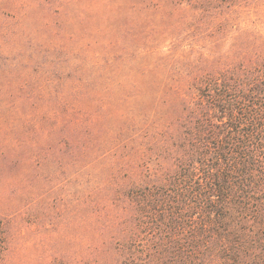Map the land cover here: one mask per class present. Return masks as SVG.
Returning a JSON list of instances; mask_svg holds the SVG:
<instances>
[{"label":"trees","instance_id":"trees-1","mask_svg":"<svg viewBox=\"0 0 264 264\" xmlns=\"http://www.w3.org/2000/svg\"><path fill=\"white\" fill-rule=\"evenodd\" d=\"M56 2L0 52V264H264V0Z\"/></svg>","mask_w":264,"mask_h":264},{"label":"rangeland","instance_id":"rangeland-1","mask_svg":"<svg viewBox=\"0 0 264 264\" xmlns=\"http://www.w3.org/2000/svg\"><path fill=\"white\" fill-rule=\"evenodd\" d=\"M60 8L56 0H0V52H8L10 39L15 38L27 43L25 52H54L52 47L43 46L51 31L42 23L44 14L55 16Z\"/></svg>","mask_w":264,"mask_h":264}]
</instances>
